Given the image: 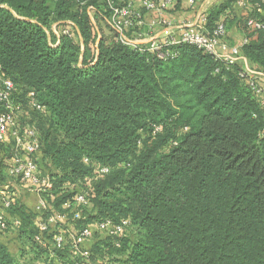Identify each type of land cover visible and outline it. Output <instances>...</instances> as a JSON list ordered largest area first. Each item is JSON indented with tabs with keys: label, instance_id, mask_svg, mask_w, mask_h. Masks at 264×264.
<instances>
[{
	"label": "trees",
	"instance_id": "16d2710c",
	"mask_svg": "<svg viewBox=\"0 0 264 264\" xmlns=\"http://www.w3.org/2000/svg\"><path fill=\"white\" fill-rule=\"evenodd\" d=\"M238 1L212 6L204 27L228 30L235 13L249 39L241 54L264 69V29L248 26L264 22V0H248L244 15ZM111 15L107 0H0V89L13 82L18 127L36 129L35 160L54 195L38 211L13 196L5 208L1 191L0 231L17 232L20 247L0 241V264H264V105L250 76L187 43L165 58L124 45ZM14 146L11 134L0 140V189ZM78 194L89 204L76 206ZM52 214L69 228L40 236ZM107 219L130 225L114 236L98 227ZM85 228L87 257L72 239Z\"/></svg>",
	"mask_w": 264,
	"mask_h": 264
},
{
	"label": "built area",
	"instance_id": "2783aa9c",
	"mask_svg": "<svg viewBox=\"0 0 264 264\" xmlns=\"http://www.w3.org/2000/svg\"><path fill=\"white\" fill-rule=\"evenodd\" d=\"M112 10V15L108 19V24L112 29L118 33V40L127 46L135 49H142V45H146L149 52L156 54L160 58L174 57L177 52L169 47L181 44H191L201 50L213 55L216 59L233 64L239 62L242 47L248 43L249 39L244 38L239 46H230L227 42L228 30L225 23H219L218 27L213 33L208 32L203 22L206 20V12H202L196 22H188L185 25H178L174 29L175 34L165 36H152L149 39L143 37V32L134 33L132 37L126 35V31L132 29L134 26L143 28L146 23V14L148 12H155L159 16V22L166 27L171 26V22L162 18V15L169 10L172 6L177 4L178 0H126L123 5H116L114 0H107ZM139 1V5L137 2ZM192 6H200L205 0H189ZM238 4L246 7L249 6L248 0H239ZM89 13L93 17V8H89ZM248 26L253 29H264V22L250 19ZM55 34L60 37L56 25L53 27ZM65 34H69L66 29ZM59 43V41H58ZM57 43V44H58ZM248 74V73H247ZM250 76V75H249ZM250 84L255 91L262 96L264 105V88L259 84L258 80L250 76ZM14 91V84L11 80L5 79L2 88L0 89V103L6 107V111L0 112V140L8 139V135L15 140V153L12 157L11 164L8 168L10 177L19 178L22 182L28 183L30 189L37 196L36 209L38 211L46 210L49 206L45 196L54 198L51 193L53 188L52 181L47 176H42L39 172L35 155L40 148V140L35 128L27 127L21 130L18 127V118L16 117V110H20V106L13 104L12 94ZM33 95V94H32ZM33 107L40 108L41 106L34 101ZM101 173H107L108 167L101 168ZM11 194H6L2 203L5 208L12 204ZM76 206L88 205V199L85 194H78L76 196ZM81 216L78 212L75 217ZM66 215L52 214L46 221H40V236L48 230L49 225L57 222H65ZM15 226H19V221H14ZM130 225L129 220H123L119 223H114L112 220L107 219L98 224L100 230L105 231L114 236L123 235ZM8 223L6 216L0 211V230H6ZM93 231L91 228H85L78 235H73V248L75 253H80L84 257L89 256L87 250L82 249V243L92 237ZM40 237H38L39 239ZM56 246L61 248L65 242V235L61 232L56 236Z\"/></svg>",
	"mask_w": 264,
	"mask_h": 264
},
{
	"label": "crops",
	"instance_id": "0c3cea01",
	"mask_svg": "<svg viewBox=\"0 0 264 264\" xmlns=\"http://www.w3.org/2000/svg\"><path fill=\"white\" fill-rule=\"evenodd\" d=\"M220 0H205L200 6H192L189 0H178L177 4L172 6L169 10H167L162 18L169 20L172 24L170 27H166V25H162L159 22V16L155 12H148L146 14V23L144 26V30L147 31L148 28H152L157 34L155 36H165L170 33H174V29L178 25H185L188 22H196L198 17L202 12L209 11L212 6L218 3ZM139 5V1L137 2ZM237 5H239L237 3ZM246 10L242 9L238 11L239 14L244 15ZM247 13V12H246ZM229 37L227 38V42L230 46H239L241 45L242 40L245 38V32L240 29L237 23L233 20L230 26ZM152 37V35L150 36ZM242 55V54H241ZM242 69L248 73V75L256 78L259 84L264 88V69L261 68L258 64L251 62L245 56L242 55L239 62ZM32 198V199H31ZM29 198L31 203L33 204L35 200H37V196L32 192V197ZM37 201L35 203L36 207ZM5 237L0 235V241L4 240Z\"/></svg>",
	"mask_w": 264,
	"mask_h": 264
},
{
	"label": "rangeland",
	"instance_id": "374dc122",
	"mask_svg": "<svg viewBox=\"0 0 264 264\" xmlns=\"http://www.w3.org/2000/svg\"><path fill=\"white\" fill-rule=\"evenodd\" d=\"M243 8L244 7L241 6V5L234 4L233 12H238V11L242 10ZM233 15H235V13H233ZM233 15L228 17V21L231 20L229 26H231ZM229 31H230V27L228 29V33H229ZM104 32L108 33V29L106 27H104ZM155 34H157V32H155L152 28H148L147 31L143 30V37L146 38V39L151 38L150 36L151 35L154 36ZM228 37H229V34H228ZM1 173L3 174L2 176L4 177V179H3L4 185L0 189V194H1V191L3 193H5V194H11L15 198V200L25 203L29 208H35V203H36L37 200H35V202L33 204L31 203L29 198L32 197V192L33 191L30 189L29 184L28 183H22L21 185H18V183H15L14 180L16 182H17V180L14 177H10L9 176L8 169L6 168V165L3 167V171ZM13 184H14V186H13ZM66 222H67V220L65 221L64 225H65L66 228L67 227L69 228L68 224H70V223H68V222L66 223ZM58 223L59 222L52 224L53 228H56V225ZM61 230L62 231H66L68 229L64 228V229H61ZM2 233L4 234V232L0 231V235H2ZM9 233L11 235H9ZM16 233L17 232H14V231L13 232H9L8 231V233H6L7 238H5L4 240H1V241L5 242V244L8 245L10 251L13 254H17L18 251H19V247H20V244H19V242H18V240L16 238V235H15ZM72 250H73V248H72Z\"/></svg>",
	"mask_w": 264,
	"mask_h": 264
}]
</instances>
